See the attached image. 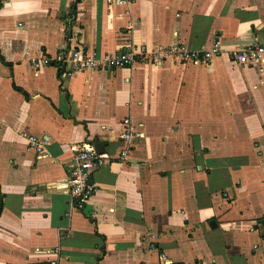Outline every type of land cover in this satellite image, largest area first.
<instances>
[{"label":"crops","instance_id":"obj_1","mask_svg":"<svg viewBox=\"0 0 264 264\" xmlns=\"http://www.w3.org/2000/svg\"><path fill=\"white\" fill-rule=\"evenodd\" d=\"M215 39L208 64L138 58L66 75L40 63L73 47ZM252 40L264 44V0L0 3V264H158L160 251L173 264H264V61L230 56ZM127 116L142 133L130 143ZM30 135L47 140L42 157ZM84 141L105 155L74 210L71 147Z\"/></svg>","mask_w":264,"mask_h":264},{"label":"built area","instance_id":"obj_2","mask_svg":"<svg viewBox=\"0 0 264 264\" xmlns=\"http://www.w3.org/2000/svg\"><path fill=\"white\" fill-rule=\"evenodd\" d=\"M9 0H0V3H6ZM220 53L219 40L215 39L209 48L196 50L190 49L186 44L174 40L167 46H159L151 50L137 49L130 45L115 52L100 53L96 49L82 47H73L66 50L57 51L53 56H43L41 64H51L60 69L66 75L74 73L91 71H112L117 68L130 67L141 58L142 60L159 63L165 59H171L178 62H193L208 64L211 59ZM232 60L241 65H250L264 61V44L252 40L249 43L238 46L232 51ZM33 67L39 66V63L31 59ZM119 137L127 143L139 138L142 133L132 122L130 117H124L121 120ZM47 140L30 135L27 137L26 151H31L43 156ZM73 151L72 167L68 175V190L70 209L80 210L86 205L92 195L96 192L97 185L91 179V174L99 166L100 159L105 155L97 151L95 144L90 141H84L71 147ZM129 147L120 152V157L125 158ZM67 215L70 212L66 213ZM48 264H58L56 258L49 259ZM158 264H173L164 251L159 253Z\"/></svg>","mask_w":264,"mask_h":264},{"label":"water","instance_id":"obj_3","mask_svg":"<svg viewBox=\"0 0 264 264\" xmlns=\"http://www.w3.org/2000/svg\"><path fill=\"white\" fill-rule=\"evenodd\" d=\"M94 144H95V147H96L97 151L101 153L102 152V147L97 142H95Z\"/></svg>","mask_w":264,"mask_h":264}]
</instances>
